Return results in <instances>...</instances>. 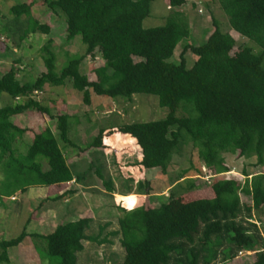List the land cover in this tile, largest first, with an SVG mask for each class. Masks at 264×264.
Here are the masks:
<instances>
[{"label": "trees", "instance_id": "16d2710c", "mask_svg": "<svg viewBox=\"0 0 264 264\" xmlns=\"http://www.w3.org/2000/svg\"><path fill=\"white\" fill-rule=\"evenodd\" d=\"M153 1L43 0L48 11L63 15L65 41L79 35L84 49L56 70L55 54L48 39L39 48L43 71L34 79H17L13 65L7 72L0 69V95L9 99L0 107V161L5 166L1 195L9 197L28 187H48L79 179L72 176L61 149L56 148L59 143L62 149L76 148L68 137L71 116L52 115L47 105L34 99L44 87L68 84L86 103L89 94L111 100H129L139 94L153 96L157 105L167 110L163 119L123 124L108 131L98 129L91 142L77 149L79 153L103 150L104 135L118 133L128 137L127 145L132 140L139 149L138 167L159 169L165 174L167 158L178 146L181 131L197 143L195 157L199 165L180 171L169 186L176 187L179 194L170 192L165 203L151 209L142 205L129 210L117 208L118 230L113 234L119 235L123 257L115 264H210L217 252L228 256L252 252L249 264H264V248L256 249L260 244L257 226L250 221L258 211L264 217V173L248 174L242 169V183L238 177L218 179L211 184L202 179L230 171L224 164V153L246 160L253 158V166L264 167V0H218L230 30L252 42L258 52L253 53L243 43L231 56L233 37L229 32H221L219 23L211 18L212 31L206 40L199 45H185L177 63L168 60L178 43L189 37L187 26L179 23L181 13L177 11L184 0H165L171 12L163 25L144 29L142 21ZM12 16L8 25L1 26L2 37L12 49H19L30 34L49 32V27L27 9ZM187 53L193 57L188 67ZM96 54L106 64L92 69L88 77L80 71V65L86 57L93 59ZM13 63L18 64L19 60ZM27 111L54 120L56 134L51 137L45 131L35 134L32 144L22 142L26 155L19 158L11 145L16 138L20 143L25 130L13 124L11 118ZM84 122L89 120L85 118ZM91 167L89 162L88 170ZM190 170L192 175H187ZM93 172L104 191L111 194V182L103 180L98 168ZM144 187V195H149L148 185ZM207 187L213 194L211 200L196 199L173 211L169 209L168 204L177 196ZM28 219L16 237L0 240V264H9L8 249L25 237L32 240L37 253L41 248L37 242L42 241L47 257L55 258V264H76L82 242L92 239L85 235L89 218L57 224L42 235L25 234L23 228ZM94 238L98 244L97 236Z\"/></svg>", "mask_w": 264, "mask_h": 264}, {"label": "rangeland", "instance_id": "374dc122", "mask_svg": "<svg viewBox=\"0 0 264 264\" xmlns=\"http://www.w3.org/2000/svg\"><path fill=\"white\" fill-rule=\"evenodd\" d=\"M22 9H27L37 21L41 24H46L49 27V32L47 34L39 32L30 34L21 42L19 49H12L11 44L2 37L1 26L8 25L7 21H10L13 17L12 15L19 13ZM10 10L13 13H10ZM177 11L181 13L179 23L187 26L189 37L180 41L174 48L173 54L168 60L171 63H177V56L185 45H199L206 40L212 31L211 18H214L219 23L221 32H229L230 36L233 37L235 45L229 53L231 56L236 54L238 47L243 43L251 48L253 53L259 51L252 42L245 40L230 30L225 16L219 9L218 0H184L183 6ZM169 12L171 11L167 9L165 0L151 2L149 14L142 21V28L162 26ZM64 38L65 24L63 15L59 12L55 14L48 11L44 6L43 0H0L1 70L7 72V68L13 65V73L17 79L24 80L27 77L34 79L38 73L43 71L39 58V48L48 39L51 40L52 51L55 54V69L59 70L69 59L82 54L84 49L79 35L74 36L69 42H66ZM15 59L19 60L18 64L13 63ZM192 59L193 57L190 54H185L187 67ZM134 61L137 60L134 59ZM102 64H106V62L101 60L97 54L93 59L86 57L80 65V71L90 77V71ZM262 67L264 69V59ZM34 99L47 105L52 115L64 113L71 116L68 137L72 143H75L76 148L62 149V144L60 143V145H56V148L61 149L70 172L79 178L76 179V183L82 185L81 187H90V190L80 188L81 191L79 192L75 183L71 186L62 185L61 187L63 188L69 187L71 189L70 187H72L74 188V193L79 192L81 194L78 196L80 198L79 201L71 202V205H76V211H69L66 218L60 219L64 215L63 211H57V209L53 208L55 204H52L50 211L53 213V219L51 220L50 217L46 216V223L43 225H47L49 228L42 231V233L47 234L50 232V226L53 224H61L78 218H89L90 222L85 230V235L90 236L92 239L82 242L83 249L77 253L76 264H115L120 262L123 252L119 245V235L118 233L113 234V232L118 230L117 219L120 212L117 208L129 210L142 205L147 209H151L165 203L170 192L176 191L179 194L176 187L172 186L171 188H174L170 190L169 186L174 183L180 171L199 165V161L195 157L197 143H192L189 136L181 131L178 146L167 158L165 174L161 173L159 169L140 170L137 166L134 168L136 158L138 153L140 155V152H138L137 148H133V152L128 149V146H126L127 141L118 133H112L110 136L104 135L103 143L106 141L105 150L98 148L79 153L77 149H82L91 142L98 129L102 128L108 131L123 124L144 123L163 119L167 110L157 105L156 97L139 94L133 95L129 100L124 98L111 100L89 94L88 102L86 103L82 100L80 93L66 84L61 87H44L39 94L35 95ZM8 101L9 99L6 96L0 95V107L8 103ZM176 116H179L178 111ZM85 118L89 120L88 123L84 122ZM11 121L17 127L25 130L20 143H18L16 140L18 138H16L11 145L15 156L19 158H23L26 155L24 147L21 145L22 142L28 145L32 144L34 141L33 136L38 133L42 134L45 131H48L51 137L56 134L54 120H49L43 114L27 111L22 115L12 117ZM222 156L224 164L230 169L232 175L225 174L210 178L205 181L206 183L211 184L215 180L228 177H239L242 169L248 174L264 173V167L253 166V158L246 160L236 154L228 153H224ZM41 161L42 169H45L47 167L45 161L43 159ZM89 162L93 165L90 170H88ZM4 167L3 162L0 161V194L5 188ZM96 168L99 169L104 181L111 182V194L106 193L100 185V180L96 178L93 172ZM187 175H192V170ZM183 183H181L182 186L184 185ZM138 184H140V189ZM146 184L150 192L149 195H144L145 191H147L146 187H144ZM51 187L34 186L27 188L26 200L23 199L24 203L20 209L18 203L21 201L22 196L19 191L12 194L15 197L13 202L9 200L8 196L0 195V240L14 238L21 232L24 221L30 213L28 208L32 209V207L38 205V201L45 197L47 191L50 192ZM61 187L58 191H62L63 188ZM200 188L182 195L183 197L177 196L172 199L168 204L169 209L173 211L175 208L192 200H211L213 198L209 187ZM84 193L88 195L84 197ZM42 204L44 209L47 210L51 203L46 200ZM58 205L61 206L62 203L59 202ZM62 206L64 207V205ZM77 212L79 215H77ZM252 221L257 223L255 225H257L260 237V244H258L256 249L264 248V217L262 212L254 213ZM95 236H97V241H99L98 244L94 241ZM37 244L41 248L38 253L35 252L39 260L36 264H55V258L50 259L47 257L44 243L38 241ZM8 250L13 258L17 248L13 247ZM248 253L241 252V254L228 256L217 252L216 259L210 264H249L252 252ZM30 254L32 253L30 252ZM32 259H34V254H28L25 264H28V261ZM23 261L21 262L22 264H24Z\"/></svg>", "mask_w": 264, "mask_h": 264}, {"label": "crops", "instance_id": "0c3cea01", "mask_svg": "<svg viewBox=\"0 0 264 264\" xmlns=\"http://www.w3.org/2000/svg\"><path fill=\"white\" fill-rule=\"evenodd\" d=\"M122 137L124 138V140H127L126 138H128V137H125V136H122ZM128 140H131V139H128ZM131 142H132V144L126 145V146H128V149H130L133 152V148L136 149L137 147L134 145V142L132 140H131ZM116 144L118 145V143H116ZM103 150H105V148ZM138 152H140L139 149H138ZM139 159H140V155L138 153V157L136 158L135 162L137 163L139 161ZM66 165H67V163H66ZM132 165H133V163H132ZM136 166L137 165L135 164L134 168H136ZM139 168H140V170L142 169L141 167H139ZM72 176L74 177L73 174H72ZM74 183L78 187V191L79 192L81 191L80 188H82L84 190L85 189L86 190H90V187H81L82 185L76 183V181H74L73 179L71 181L67 182V183L52 185V187H51L52 189L50 190V192L47 191V194L45 195V197H43L41 200L38 201V205H35L34 207H32V209L28 208V210H29L28 212H30L28 214V218L29 219L27 218L28 219V224L25 225L24 228H23L25 234H27V235H29V234H40V235H42L43 234L42 231L47 230L49 228V226L47 227V225H43V224L46 223V221H45L46 216L50 217L51 220L53 219V217H52L53 213L50 211V208L52 207V204L53 205L55 204V206L53 208L57 209V211L58 210L63 211L62 213L64 215L60 219H62L63 217L66 218V216L68 215L69 211H71V212L72 211H76V205H74V206L71 205L72 204L71 202L72 201L73 202L79 201L80 198L78 196L81 195V194L79 192H75L74 193V190H73L74 188H72V187H70L71 189H69V187L68 188L67 187H65V188L61 187L62 185L71 186ZM60 187L63 188L62 191H58ZM20 194L22 196V199L18 203L19 209L21 208V206H23V203H24L23 199L26 200L25 196H27V189L24 192H21ZM60 194H63L62 198L55 199ZM84 194H85L84 197H86L88 195L86 193H84ZM11 196H13V195H11ZM75 198H76V200H75ZM46 200H49V203H51L50 207L47 210L44 209V205L42 204V202L46 201ZM11 202H13V201H11ZM59 202H61L62 205H64V207L62 205L61 206L58 205ZM77 215H79L78 212H77ZM76 217H78V216H76ZM250 221L254 222L252 220H250ZM254 223L257 224L256 222H254ZM55 225H57V224H53V225L50 226L51 227L50 232L53 230ZM0 236H1V233H0ZM15 248H17V251L13 254V258L10 256V251L9 250L7 251L9 264H22L21 262L23 260H24L23 263L25 264V259H26L28 254L29 255L34 254V259H32L33 261L32 260L28 261V264L29 263L30 264H36V263L39 262L38 257L36 256L35 251H34L33 246H32V240L29 237H25L23 239V241L21 243H19ZM30 252L32 254H30ZM245 253H247V252H245Z\"/></svg>", "mask_w": 264, "mask_h": 264}, {"label": "built area", "instance_id": "2783aa9c", "mask_svg": "<svg viewBox=\"0 0 264 264\" xmlns=\"http://www.w3.org/2000/svg\"><path fill=\"white\" fill-rule=\"evenodd\" d=\"M34 95L36 94L35 92L33 93ZM202 172H204V169L202 168ZM232 175V172L231 171H229V172H227V173H224V174H212V175H210V176H204L202 179L204 180V181H208L210 178H214V177H219V176H223V175ZM239 179H242L243 180V177L242 176H240L239 175V177H238ZM242 180H241V183H242ZM208 183V182H207ZM14 198L15 197H13V196H10L9 197V200L10 201H13L14 200ZM239 254H241V253H239ZM247 254H249L248 252H247Z\"/></svg>", "mask_w": 264, "mask_h": 264}]
</instances>
